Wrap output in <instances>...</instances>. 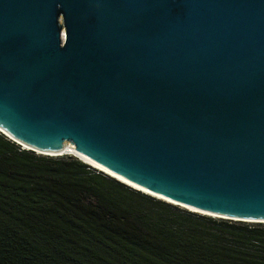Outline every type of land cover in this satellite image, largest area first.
<instances>
[{
	"label": "water",
	"instance_id": "obj_1",
	"mask_svg": "<svg viewBox=\"0 0 264 264\" xmlns=\"http://www.w3.org/2000/svg\"><path fill=\"white\" fill-rule=\"evenodd\" d=\"M0 131L264 223V0H0Z\"/></svg>",
	"mask_w": 264,
	"mask_h": 264
},
{
	"label": "trees",
	"instance_id": "obj_2",
	"mask_svg": "<svg viewBox=\"0 0 264 264\" xmlns=\"http://www.w3.org/2000/svg\"><path fill=\"white\" fill-rule=\"evenodd\" d=\"M0 264H264V223L187 211L0 132Z\"/></svg>",
	"mask_w": 264,
	"mask_h": 264
},
{
	"label": "bare ground",
	"instance_id": "obj_3",
	"mask_svg": "<svg viewBox=\"0 0 264 264\" xmlns=\"http://www.w3.org/2000/svg\"><path fill=\"white\" fill-rule=\"evenodd\" d=\"M22 147H23V148H29V147H27V146H25V145L22 146ZM73 149H74V147H73L71 144H69V143H64V152L62 153V155H74V156L78 157L80 160H82V161L86 162L87 164H89L90 166H92V167H94V168H96V169H99V170L105 172L106 174H108V175H110V176H113V177H115V178H118L121 182L127 184L128 186H131L132 188L137 189L138 191L144 192V193H146V194H150V195H152V196H154V197H156V198H159V199H161V200L167 201V202H169V203L176 204V205H178V206H180V207H182V208H186V209H188V210H191V211H194V212H199V213H202V214H207V213H204V212H200V211H198V210H195V209H193V208H189V207H187V206H185V205L178 204V203H176V202H173V201H171V200H168V199H166V198H163V197L160 196V195H157V194H155V193H153V192H150V191H148L147 189H144V188H142V187H140V186H138V185H136V184H134V183H132V182H130V181H128V180H126V179H124V178H122V177H120V176H118V175H116V174H114V173H112V172H110L109 170H107L106 168H104V167H102L101 165L97 164L96 162L90 160V159L87 158L86 156H84V155H82V154H79V153L73 151ZM36 152H37L38 154H41V152H39V151H37V150H36ZM213 216H214V215H213ZM214 217H216V216H214Z\"/></svg>",
	"mask_w": 264,
	"mask_h": 264
},
{
	"label": "clouds",
	"instance_id": "obj_4",
	"mask_svg": "<svg viewBox=\"0 0 264 264\" xmlns=\"http://www.w3.org/2000/svg\"><path fill=\"white\" fill-rule=\"evenodd\" d=\"M1 132V131H0ZM6 136V135H5ZM7 137V136H6ZM10 139V138H9ZM13 141V140H12ZM15 142V141H14ZM18 144V143H17ZM21 147H22V145L21 144H19ZM23 148V147H22ZM24 149H28V148H24ZM30 150V149H29ZM36 153V152H35ZM38 154V153H37ZM69 156H73V157H76V156H74V155H69ZM77 159H79L78 157H76ZM80 160V159H79ZM80 161H82V160H80ZM83 163H85V164H87L86 162H84V161H82ZM87 165H89V164H87ZM90 166V165H89ZM90 167H92V166H90ZM92 168H94V167H92ZM94 169H96V168H94ZM96 170H99V169H96ZM99 171H101V170H99ZM102 172V171H101ZM103 173H105V172H103ZM106 174V173H105ZM108 175V174H107ZM110 176V175H109ZM112 177V176H111ZM114 178V177H113ZM116 179V178H115ZM117 180V179H116ZM119 181V180H118ZM121 182V181H120ZM123 183V182H122ZM125 184V183H124ZM127 185V184H126ZM128 186V185H127ZM131 187V186H130ZM132 188V187H131ZM133 189H135V188H133ZM137 190V189H136ZM142 193H144V192H142ZM146 194V193H145ZM148 195H150V194H148ZM150 196H152V195H150ZM152 197H154V196H152ZM156 198V197H155ZM157 199H159V198H157ZM161 200V199H160ZM164 201V200H163ZM167 202V201H166ZM169 203V202H168ZM172 204V203H171ZM174 205V204H173ZM178 206V205H177Z\"/></svg>",
	"mask_w": 264,
	"mask_h": 264
},
{
	"label": "rangeland",
	"instance_id": "obj_5",
	"mask_svg": "<svg viewBox=\"0 0 264 264\" xmlns=\"http://www.w3.org/2000/svg\"><path fill=\"white\" fill-rule=\"evenodd\" d=\"M177 206V205H176ZM178 207H180V206H178ZM180 208H182V207H180ZM183 209H185V208H183ZM185 210H187V209H185ZM187 211H189V210H187ZM191 212H194V211H191ZM200 214V213H199ZM216 218V217H215Z\"/></svg>",
	"mask_w": 264,
	"mask_h": 264
}]
</instances>
